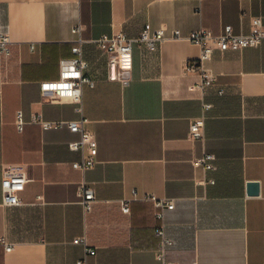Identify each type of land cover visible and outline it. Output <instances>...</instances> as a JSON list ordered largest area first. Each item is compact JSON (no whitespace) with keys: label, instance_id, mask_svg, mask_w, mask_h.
<instances>
[{"label":"crops","instance_id":"obj_1","mask_svg":"<svg viewBox=\"0 0 264 264\" xmlns=\"http://www.w3.org/2000/svg\"><path fill=\"white\" fill-rule=\"evenodd\" d=\"M259 15L264 0H0V32L13 41L12 55L0 61V264H163L149 194L175 202L165 213L169 261L264 264V40L241 51L216 49L208 62L216 83L206 92L191 88L200 77L186 74L184 63L200 47L184 38L156 51L135 46L126 82L122 70L109 78L108 57L95 43L147 27L186 36L232 25L248 33ZM80 37L94 86H83L80 103L44 95L41 84L60 78L61 60L75 56ZM18 110L27 121L22 131ZM35 114L86 119L98 143L96 165L73 168L82 153L70 143L80 133L44 129L31 122ZM199 118L204 136L195 140L190 127ZM205 155L213 156L212 169L194 165ZM7 167L28 178L21 205L3 203ZM250 182L259 183L258 194H248ZM82 183L95 190L88 213ZM122 199L131 201L130 214ZM85 234L95 254L74 242Z\"/></svg>","mask_w":264,"mask_h":264},{"label":"built area","instance_id":"obj_2","mask_svg":"<svg viewBox=\"0 0 264 264\" xmlns=\"http://www.w3.org/2000/svg\"><path fill=\"white\" fill-rule=\"evenodd\" d=\"M202 1V0H199ZM200 7L197 8L199 11ZM81 25L73 28V32L80 34ZM184 38L191 43L200 47L198 57L188 60L184 63L185 73H196L200 77L199 83L193 85L192 89H199L206 92L216 83V75L208 66V62L212 59L214 51L235 50L241 51L249 47H257L264 40V15L254 16L251 20V28L248 33H236L232 25H225L224 30L215 35L211 30L201 27L191 31L188 35L183 36L179 29H175L168 35L164 28L151 29L145 28L138 36L129 37L124 32L114 35H103L95 40L97 46L108 57L109 78L116 80L119 78V70L125 73V82L127 73L133 68L134 47L144 46L150 51H156L161 44L167 39ZM83 42L80 37L77 44L73 47L75 56L70 59L61 60L60 78L54 81H47L41 84L43 94L50 98H67L76 103L81 102L82 89L84 85L94 86L95 80L90 76L88 71V62L83 56ZM12 39L8 32H0V61L8 59L12 55ZM31 49L35 48V43H31ZM219 93L223 94L221 89ZM210 104H205L208 109ZM31 122L40 124L44 129L69 127L71 131L80 133V139L70 143L72 150L80 151L82 159L72 164L73 168L82 172L92 169L97 163L98 143L93 132L85 127L86 119L79 121H46L40 114L32 116ZM15 123L19 131L24 129L27 121L24 118L22 110L16 112ZM204 118H199L191 123L190 136L193 139H202ZM212 155H205L194 161L195 166H203L205 169L214 167ZM28 178L21 172L7 167L4 170L1 181L3 203L7 206L21 205V193L25 190ZM81 204L84 212L88 213L93 208L96 200L95 190L92 187L82 183L79 187ZM144 199L151 201L154 205V217L157 220L155 233L159 237V247L156 251V257L163 264H177L167 259V250L173 244V240L168 236L165 224V213L167 210L175 207L174 199L168 197H157L156 195H145ZM130 200L122 199L120 208L123 213L130 214ZM84 245L86 255L95 254L96 249L88 245L86 234L78 237L74 241ZM5 250L11 251L13 244L4 243ZM83 264L84 261H79Z\"/></svg>","mask_w":264,"mask_h":264},{"label":"water","instance_id":"obj_3","mask_svg":"<svg viewBox=\"0 0 264 264\" xmlns=\"http://www.w3.org/2000/svg\"><path fill=\"white\" fill-rule=\"evenodd\" d=\"M259 193V183L258 182H250L248 184V194L256 195Z\"/></svg>","mask_w":264,"mask_h":264}]
</instances>
